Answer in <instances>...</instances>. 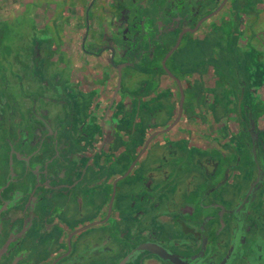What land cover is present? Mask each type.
<instances>
[{
	"label": "flooded vegetation",
	"instance_id": "obj_1",
	"mask_svg": "<svg viewBox=\"0 0 264 264\" xmlns=\"http://www.w3.org/2000/svg\"><path fill=\"white\" fill-rule=\"evenodd\" d=\"M59 2L0 18V264H264V0Z\"/></svg>",
	"mask_w": 264,
	"mask_h": 264
},
{
	"label": "crops",
	"instance_id": "obj_2",
	"mask_svg": "<svg viewBox=\"0 0 264 264\" xmlns=\"http://www.w3.org/2000/svg\"><path fill=\"white\" fill-rule=\"evenodd\" d=\"M64 14V4L59 0H0V18H25L31 15L39 22L44 18L45 22L41 21L36 28L38 32L44 30L49 18L56 15L64 18Z\"/></svg>",
	"mask_w": 264,
	"mask_h": 264
},
{
	"label": "rangeland",
	"instance_id": "obj_3",
	"mask_svg": "<svg viewBox=\"0 0 264 264\" xmlns=\"http://www.w3.org/2000/svg\"><path fill=\"white\" fill-rule=\"evenodd\" d=\"M204 58H205V56H201V60L204 59ZM245 157H246V155H245ZM246 158H247V157H246Z\"/></svg>",
	"mask_w": 264,
	"mask_h": 264
}]
</instances>
